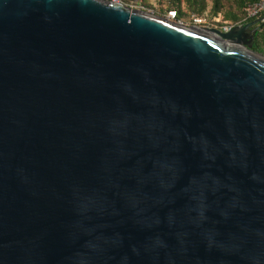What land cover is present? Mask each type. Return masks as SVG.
<instances>
[{"label": "water", "instance_id": "1", "mask_svg": "<svg viewBox=\"0 0 264 264\" xmlns=\"http://www.w3.org/2000/svg\"><path fill=\"white\" fill-rule=\"evenodd\" d=\"M256 22L0 0V264H264Z\"/></svg>", "mask_w": 264, "mask_h": 264}, {"label": "trees", "instance_id": "2", "mask_svg": "<svg viewBox=\"0 0 264 264\" xmlns=\"http://www.w3.org/2000/svg\"><path fill=\"white\" fill-rule=\"evenodd\" d=\"M122 3L128 0H121ZM162 1V0H157ZM165 2L164 9L159 10V15L164 16L167 10H175L177 18L185 16V14L203 15L207 12V16L216 14L221 15L223 23L229 25H245L253 22V20H245L246 9L255 0H163ZM264 17V12L259 18ZM250 30L252 31L250 42L247 48L257 54L264 55V21L255 23Z\"/></svg>", "mask_w": 264, "mask_h": 264}, {"label": "built area", "instance_id": "3", "mask_svg": "<svg viewBox=\"0 0 264 264\" xmlns=\"http://www.w3.org/2000/svg\"><path fill=\"white\" fill-rule=\"evenodd\" d=\"M109 1H111L113 3H120L119 0H109ZM263 12H264V0H255L251 5H249L247 7V9H246V17H245L244 21L245 20L256 19L254 21L263 22L264 21V17L259 18V16ZM163 18L168 20V21H172L173 23H175L177 25L195 28V29H198L200 31H204V30H207V29H216V30H218L220 32L226 33L228 31H230L231 29H234L235 27L242 26L240 24H238V25H229V24L223 23L222 20H221V15L220 14H216V15H213V16L210 17V16H207V15L198 16V15H195V14L188 13L186 15V17L177 18V14H176L175 10H167L165 12V15L163 16ZM250 23H252V22H250ZM250 23H246V24H250ZM253 25H250L248 27L247 31H249L248 32L249 35H251L250 28Z\"/></svg>", "mask_w": 264, "mask_h": 264}, {"label": "rangeland", "instance_id": "4", "mask_svg": "<svg viewBox=\"0 0 264 264\" xmlns=\"http://www.w3.org/2000/svg\"><path fill=\"white\" fill-rule=\"evenodd\" d=\"M119 2L120 4L130 8L131 10H139L149 15H153L161 18L163 17L159 15V10L164 9V7L166 6L163 0L160 2L157 0H128L123 3L121 0H119ZM186 15L187 13L183 17H186ZM203 15H207V12H205Z\"/></svg>", "mask_w": 264, "mask_h": 264}]
</instances>
